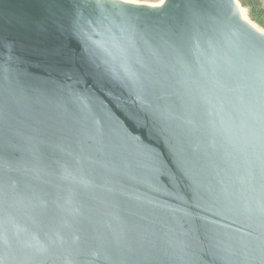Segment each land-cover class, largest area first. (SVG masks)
<instances>
[{
  "label": "water",
  "instance_id": "1",
  "mask_svg": "<svg viewBox=\"0 0 264 264\" xmlns=\"http://www.w3.org/2000/svg\"><path fill=\"white\" fill-rule=\"evenodd\" d=\"M236 0H0V264H264V33Z\"/></svg>",
  "mask_w": 264,
  "mask_h": 264
},
{
  "label": "rangeland",
  "instance_id": "2",
  "mask_svg": "<svg viewBox=\"0 0 264 264\" xmlns=\"http://www.w3.org/2000/svg\"><path fill=\"white\" fill-rule=\"evenodd\" d=\"M123 2L135 4V5H157L162 0H121ZM240 6L241 11L246 12L245 15L249 22H252L256 28L264 33V26L260 23V18L264 17V0H246L249 3L244 5L241 0H236Z\"/></svg>",
  "mask_w": 264,
  "mask_h": 264
},
{
  "label": "bare ground",
  "instance_id": "3",
  "mask_svg": "<svg viewBox=\"0 0 264 264\" xmlns=\"http://www.w3.org/2000/svg\"><path fill=\"white\" fill-rule=\"evenodd\" d=\"M112 1H119V0H112ZM121 1V0H120ZM167 0H162L159 4L157 5H150V7H155V8H161L165 5ZM246 12L244 11H241L240 9V6L238 3H236V6H235V10H234V14H237L239 16V18L244 22L246 23L247 25H249L251 28L255 29V30H258L256 28V26L252 23V22H249L248 21V18L247 16L245 15ZM259 31V30H258ZM261 32V31H259ZM262 33V32H261Z\"/></svg>",
  "mask_w": 264,
  "mask_h": 264
},
{
  "label": "trees",
  "instance_id": "4",
  "mask_svg": "<svg viewBox=\"0 0 264 264\" xmlns=\"http://www.w3.org/2000/svg\"><path fill=\"white\" fill-rule=\"evenodd\" d=\"M241 2L244 4V5H246V4H248L249 2L248 1H246V0H241ZM261 20H260V23L264 26V17H262V18H260Z\"/></svg>",
  "mask_w": 264,
  "mask_h": 264
}]
</instances>
